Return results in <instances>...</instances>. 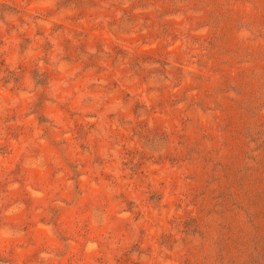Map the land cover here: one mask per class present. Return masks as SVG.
Wrapping results in <instances>:
<instances>
[{"label":"rangeland","instance_id":"rangeland-1","mask_svg":"<svg viewBox=\"0 0 264 264\" xmlns=\"http://www.w3.org/2000/svg\"><path fill=\"white\" fill-rule=\"evenodd\" d=\"M0 264H264V0H0Z\"/></svg>","mask_w":264,"mask_h":264}]
</instances>
